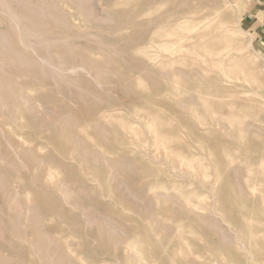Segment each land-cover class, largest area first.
Masks as SVG:
<instances>
[{"label":"rangeland","instance_id":"374dc122","mask_svg":"<svg viewBox=\"0 0 264 264\" xmlns=\"http://www.w3.org/2000/svg\"><path fill=\"white\" fill-rule=\"evenodd\" d=\"M0 96V264H264V0H0Z\"/></svg>","mask_w":264,"mask_h":264},{"label":"bare ground","instance_id":"6f19581e","mask_svg":"<svg viewBox=\"0 0 264 264\" xmlns=\"http://www.w3.org/2000/svg\"><path fill=\"white\" fill-rule=\"evenodd\" d=\"M6 1H7V0H6ZM71 3H72V2H71ZM204 4H205V3H204ZM218 6H219V5H218ZM53 7H54V6H53ZM222 8H223V7H222ZM62 9H63V8H62ZM223 9H224V8H223ZM245 9H246V8H245ZM64 10H65V9H64ZM199 10H200V9H199ZM213 10H214V9H213ZM224 10H225V9H224ZM41 11H42V10H41ZM42 12H44V11H42ZM64 12H65V11H64ZM206 13H207V12H206ZM87 14H88V13H87ZM191 14H192V13H191ZM202 14H203V13H202ZM220 14H221V13H220ZM29 15H30V14H29ZM41 15H42V14H41ZM50 15H51V14H50ZM59 15H60V14H59ZM62 15H63V14H62ZM213 15H215V14H212V16H209V17L212 18ZM15 16H16V18H17L18 21H21V20H20V17L17 16V15L14 13V17H15ZM36 16H37V15H36ZM63 16H64V15H63ZM220 16H221V15H220ZM14 17H13V19H15ZM83 17H84V16H83ZM207 17H208V16H207ZM215 17H216V16H215ZM18 18H19V19H18ZM44 18H45V17H44ZM201 18H202V17H201ZM11 19H12V18H11ZM13 19H12V20H13ZM21 19H22V18H21ZM62 19H64V18H62ZM181 19H182V18H181ZM206 19H207V18L205 17V20H206ZM213 19H214V18H213ZM12 20H10V21H12ZM17 20H16V21H17ZM203 20H204V19H203ZM208 20H210V19L208 18ZM216 20H218V19H216ZM16 21H14V22H16ZM18 21H17V23H18ZM55 21H56V23H57V20H55ZM59 21H60V20H59ZM64 21H65V20H64ZM197 21H198V20H197ZM212 21H213V20H212ZM212 21H210V22H212ZM214 21H215V20H214ZM214 21H213V22H214ZM198 22H199V21H198ZM207 22H208V21H207ZM11 23H12V22H11ZM180 23H181V22H180ZM180 23H178L179 25H178V24H177V25L180 26V25H181ZM208 23H209V22H208ZM19 24H21V23H19ZM22 24H23V22H22ZM58 24H59V23H58ZM182 24H183V21H182ZM198 24H199V23H198ZM202 24H203V22H202ZM211 24H212V23H211ZM12 25H14V24H11V26H12ZM177 25H176V27H177ZM78 26H79V25H78ZM173 26H175V24H174ZM188 26H189L188 24H183V25H181L180 28L183 29V31H182L183 35H182V34H181V35L179 34L178 36H175V33H176V32H173V31H177V29H180V28H179V27H178L177 29L175 28L176 30L172 29L173 31H171L170 33H168V34H167V37H170V36H171V37H173V38L170 39V38H171V37H170V38H168L167 40L162 41V42L159 43L158 49H159L160 53H168V55H170V54H172V53H175V50L178 51V50H179L178 47L181 48V46H182V47L184 48V46H186V45L183 46V44L191 39V36H190L191 34H189V35L187 34V33H188L187 31H188L189 29H187L186 27H188ZM207 26L209 27V26H212V25L209 24V25H207ZM207 26H204V27H207ZM222 26H223V28H226V27H224V25H222ZM222 26L220 25V27H221V31H223V30H222ZM225 26H227V25H225ZM230 26H231V25H230ZM72 27H73V26H72ZM80 27H81V26H80ZM189 27H190V26H189ZM198 27H199V26L195 23L194 26L191 27V29L189 30V33L193 32L194 30H197ZM214 27H215V26H214ZM14 28H15V27H13V28H11V29H14ZM172 28H173V27H172ZM185 28L187 29V31H185V30H186ZM199 28H200V27H199ZM202 28H203V27H202ZM210 28H212V27H210ZM216 28H217V27H216ZM218 28H219V26H218ZM230 29H231V28H230ZM204 30L207 32L208 29L205 28ZM218 30H220V29H218ZM16 31H17V30H16ZM19 31H21L20 28H19ZM19 31H18V32H19ZM22 31H23V30H22ZM25 31H26V30H25ZM31 31H32V30H31ZM35 31H36V30H35ZM35 31H34V32H35ZM184 31L187 32V33H186L187 35L185 34ZM216 31H217V30H216ZM226 31H227V30H226ZM232 31H233V28L230 30V34L233 33ZM236 31H237V30H236ZM238 31H239V30H238ZM23 32H24V31H23ZM29 32H30V31H29ZM37 32H38V31H37ZM211 32H212V31H211ZM234 32H235V31H234ZM32 33H33V31H32ZM220 33H221V32H220ZM224 33H225V32H224ZM224 33H223V34H224ZM235 33H236V32H235ZM19 34H20V33H18V35H19ZM21 34H22V33H21ZM25 34H27V33H25ZM214 34H215V32H214ZM225 34H226V33H225ZM241 34H242V33H241ZM15 35H16V34H15ZM28 35H30V34H28ZM43 35H44V34H43ZM46 35H47V34H46ZM46 35H45V36H46ZM227 35H228V34H227ZM231 35H232V34H231ZM233 35H234V34H233ZM239 35H240V33H239ZM3 36H4V35H3ZM60 36H61V35H60ZM174 36H175V37H174ZM213 36H214V35H213ZM235 36H236V35H235ZM240 36H241V35H240ZM5 37L7 38L8 36L6 35ZM18 37H20V35H19ZM206 37H207V36H206ZM206 37H205V38H206ZM226 37H228V36H226ZM10 38H12V37L10 36L9 39H10ZM14 38H15V37H14ZM16 38H17V37H16ZM66 38H67V37H66ZM82 38H83V37H82ZM192 38H194V37H192ZM222 38H223V37H222ZM22 39H23V38H22ZM22 39H21V40H22ZM57 39H58V38H57ZM206 39H207V38H206ZM223 39H225V38H223ZM223 39H222V40H223ZM229 39H230V38H229ZM249 39H250V38H249ZM18 40H19V39H18ZM51 40H52V39H51ZM191 40H192V39H191ZM212 40H214V38H213ZM212 40H210L211 43H212ZM219 40H221V39H219ZM219 40H218V41L215 40V42L218 43ZM4 42L6 43V42H8V41H7V40H4ZM205 42H206V41L204 40V43H205ZM20 43H21V42H20ZM20 43H18V44H20ZM22 43H23V40H22ZM47 43L49 44L50 42L47 41ZM69 43H70V42H69ZM192 43H193V40H192ZM219 43H220V42H219ZM189 44H190V43H189ZM212 44H213V43H212ZM9 45H10V44H9ZM20 45H21V44H20ZM33 45H34V44H33ZM23 46H24V45H23ZM25 46H26V45H25ZM31 46H32V45H31ZM49 46H50V45H49ZM69 46H70V45H69ZM205 46H206V45H205ZM8 47H10V46H8ZM28 47H29V45H28ZM187 47H189V46H187ZM198 47H199V46H198ZM26 48H27V47H26ZM31 48H32V50H33V47H31ZM31 48H30V49H31ZM49 48H50V47H49ZM64 48H65V47H64ZM80 48H81V47H80ZM185 48H186V47H185ZM246 48H247V47H246ZM72 49H74V48H72ZM4 50H5V48H4ZM11 50H12V49H11ZM180 50H181V49H180ZM182 50H183V49H182ZM182 50H181V51H182ZM202 50H203V49H202ZM70 51H71V48H70ZM192 51H193V50H192ZM195 51H196V50H195ZM203 51H204V50H203ZM227 51H228V50H227ZM19 52H20V51H19ZM23 52H25V50H23ZM34 52H35V51H34ZM201 52H202V51H201ZM201 52H200V54L202 55L203 52H202V53H201ZM234 52H235V51H234ZM35 53H36V52H35ZM69 53L71 54V52H69ZM69 53H68V54H69ZM74 53H75V52H74ZM209 53H210V52H209ZM219 53H220V52H219ZM219 53H218V55L220 56V54H221L222 52H221L220 54H219ZM19 54H20V53H19ZM25 54L27 55V54H29V53H25ZM32 54H33V53H32ZM48 54L50 55V53H48ZM48 54H47V55H48ZM95 54H96V53H95ZM194 54H195V53H194ZM216 54H217V53H216ZM222 54H223V53H222ZM235 54H236V52H235ZM21 55H22V54H21ZM21 55H20V56H21ZM34 55H35V54H34ZM201 55H200V56H201ZM205 55H206V54H205ZM212 55H213V54H212ZM212 55H211V57H213ZM218 55H217V56H218ZM227 55H228V54H227ZM229 55H230V54H229ZM237 55H238V54H237ZM20 56H19V57H20ZM29 56H30V55H29ZM32 56H33V55H32ZM78 56H79V55H78ZM206 56H207V55H206ZM22 57H25V56H21L20 59H23ZM26 57H27V56H26ZM34 57H35V56H34ZM37 57H38V58H41V57L38 56V55H37ZM37 57H36V58H37ZM50 57H51V56H50ZM61 57H62V56H61ZM84 57H85V56H84ZM84 57H83V58H84ZM89 57H90V56H89ZM190 57H192V56H190ZM221 57H222V56H221ZM226 57L228 58V56H226ZM192 58H193V57H192ZM202 58H204V57H202ZM215 58H216V57H215ZM223 58H224V57H223ZM227 58H225V59H227ZM24 59H25V58H24ZM26 59H27V58H26ZM26 59H25V61H27ZM28 59H29V58H28ZM41 59H43V58H41ZM41 59H40V61H41ZM90 59H92V58L90 57ZM217 59H218V58H217ZM229 59H230V58H229ZM18 60H19V59H18ZM33 60L36 61L35 59H32V60L30 59L29 62L32 63ZM43 60H45V58H44ZM61 60H63V59H61ZM92 60H94V59H92ZM193 60H194V59H193ZM200 60H201V58H200ZM13 61H15V60H13ZM40 61H39V62H40ZM59 61H60V60H59ZM85 61H86V60H85ZM90 61H91V60H90ZM174 61H175V60H173V62H174ZM201 61L203 62V60H201ZM22 62L24 63V60H22ZM37 62H38V60H37ZM44 62H45V61H44ZM93 62H95V61H93ZM168 62L171 63L170 61H168ZM210 62H211V61H210ZM216 62H217V61H216ZM224 62H225V61H224ZM20 63H21V62H20ZM20 63H19V61H18V64H20ZM23 63H22V64H23ZM31 63H30V64H31ZM41 63H42V62H41ZM49 63H50V62H49ZM232 63H233V62H232ZM232 63H231V64H232ZM27 64L29 65V63L26 62V64H23L22 67H24V66L27 65ZM42 64H43V63H42ZM47 64H48V63H47ZM47 64H46V65H47ZM51 64H52V63H51ZM51 64H49V65H51ZM214 65H215V64H214ZM214 65H212V66H214ZM220 65L223 66L222 63H221ZM227 65H229V64L227 63ZM20 66H21V65H20ZM42 66H43V65H42ZM47 66H48V65H47ZM52 66H54V65L52 64ZM56 66H57V65H56ZM56 66H54V67H56ZM216 66H218V63L216 64ZM48 67H49V66H48ZM54 67H51V68L49 67V68H50V69L53 68L52 70H54V69L57 68V67H56V68H54ZM81 67H82V66H81ZM81 67H79V68L77 69V71H78ZM205 67H206V66H205ZM229 67H230V65H229ZM237 67H238V66H237ZM237 67H235V68H237ZM240 67H241V66H240ZM240 67H239V69H240ZM62 69H64V68H62ZM82 69H83V67L81 68V70H82ZM84 70H85V69H84ZM177 70H178V69H177ZM209 70H210V69H209ZM229 70H232V69L230 68ZM244 70H245V69H244ZM65 71H66V70H65ZM65 71H64V72H65ZM70 71H71V70H70ZM70 71H69V72H70ZM73 71H76V70H73ZM219 71H220V70H219ZM43 72H44V69L42 70L41 73H43ZM55 72L57 73V72H58V69H57V71H55ZM55 72H54V73H55ZM59 72H61L60 69H59ZM245 72H246V71H245ZM56 73H55V74H56ZM98 73H99V71H98ZM101 73H102V72H101ZM101 73H100V74H101ZM62 74H63V72H62ZM107 74H108V73H107ZM170 74H171V73H170ZM177 74H178V73H177ZM191 74H192V73H191ZM203 74H205V73H203ZM243 74H244V72H243ZM59 75H60V74H59ZM167 75H168V74H167ZM181 75H182V74H181ZM250 75H251V74H250ZM252 75H253V74H252ZM252 75H251V76H252ZM61 76H62V75H61ZM188 76H189V75H188ZM64 77H65V76H64ZM248 77H249V73H248ZM258 77H259V76H258ZM23 79H25V78H23ZM254 79H255V78H253V80H254ZM256 79H258V78H256ZM203 80H204V79H203ZM254 81H255V80H254ZM257 81H258V80H257ZM141 82H142V81H141ZM7 87H8V86H7ZM9 87H10V86H9ZM11 87H12V86H11ZM196 88H197V87H196ZM10 89H11V88H10ZM12 90H13V88H12ZM7 91H9V90H7ZM24 91H25V90H24ZM12 92L14 93V91H12ZM25 92H26V91H25ZM20 94L22 95L23 92L20 91V92H19V96H21ZM15 95H16V94H15ZM25 95H26V94H25ZM27 95H28V94H27ZM28 96H29V95H28ZM0 97H1V96H0ZM16 97H17V96H15V98H16ZM23 97H24V96H23ZM193 98H194V97H193ZM0 99H1V98H0ZM17 99H18V97H17ZM21 99H22V98H20V100H21ZM194 99H195V98H194ZM30 100H31V99H30ZM0 101H2V100H0ZM17 102H18V100H17ZM19 102H20V101H19ZM22 102H23V100H22ZM26 102H27V100H26ZM18 106H19V104H18ZM200 111H201V110H200ZM200 111H199V113H200ZM203 111H204V110H203ZM212 114H213V113H212ZM234 117H235V116H234ZM214 118H215V117H214ZM233 119H234V118H233ZM218 121H219V120H218ZM218 121H215V122L218 123ZM220 121H221V120H220ZM233 121H234V120H233ZM154 123H155V122H154ZM142 125H143V123H142ZM151 125H152V124H151ZM152 127H153V126H150V128H152ZM154 128H155V126H154ZM133 129H134V128H133ZM146 129H147V128H146ZM152 129H153V128H152ZM256 129H257V128H256ZM0 130H1V129H0ZM2 130H3V129H2ZM2 130H1V131H2ZM130 130H131V129H130ZM134 130H135V129H134ZM147 130H148V129H147ZM149 130H151V129H149ZM153 130H154V129H153ZM1 131H0V132H1ZM150 132H151V131H150ZM134 133H136V130H135ZM151 133H152V132H151ZM2 134H3V133H2ZM71 136H72V135H71ZM73 137H74V135H73ZM81 139H82V138H81ZM81 139H79V140H81ZM154 140H155V139H154ZM71 141H73V140H71ZM162 141H163V140H162ZM9 144H10V143H9ZM10 146H11V145H10ZM154 151H155V150H154ZM26 154H27V153H26ZM80 154H81V153H80ZM83 155H84V157H85V154H84V153H83ZM86 155H87V154H86ZM81 156H82V155H81ZM83 159H84V158H83ZM184 159H185V158H184ZM184 159L182 158V160H184ZM220 163H221V162H220ZM220 167H221V166H220ZM208 168H209V167H208ZM221 168H223V167H221ZM250 169H251V168H250ZM250 169H249V170H250ZM251 170H252V169H251ZM251 170H250V171H251ZM253 170H254V169H253ZM259 170H260V169H259ZM204 171H205V170H204ZM251 172H252V171H251ZM256 172H257V170H256ZM253 173H255V172H253ZM256 175H257V174H256ZM259 176H260V175H259ZM99 177H100V176H99ZM249 177H250V176H249ZM261 181H263V180H261ZM251 182H252V181H251ZM245 183H246V182H245ZM254 184H255V183H254ZM261 186H262V185H261ZM262 187H263V186H262ZM262 187H261V188H262ZM254 189H255V188H254ZM262 191H263V189H262ZM253 192H254V191H253ZM253 192H252V193H253ZM123 193H124V192H123ZM254 194H255V193H254ZM261 197H262V195H261ZM254 200H255V199H254ZM257 200H258V199H257ZM203 220H204V219H203ZM206 221H207V220H206ZM260 231H261V230H260ZM258 233H259V232H258ZM111 235H112V234H111ZM111 238H112V237H111ZM137 245H138V244H137ZM251 246H252V245H251ZM134 251H135V249H134ZM40 252H41V251H40ZM133 256H134V255H133ZM45 257H47V256H45ZM251 258H253V257H251Z\"/></svg>","mask_w":264,"mask_h":264}]
</instances>
